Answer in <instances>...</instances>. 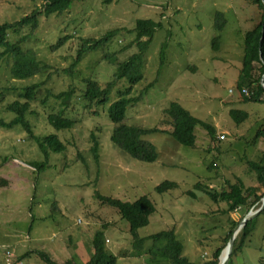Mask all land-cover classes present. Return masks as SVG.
I'll return each mask as SVG.
<instances>
[{"label":"rangeland","instance_id":"obj_1","mask_svg":"<svg viewBox=\"0 0 264 264\" xmlns=\"http://www.w3.org/2000/svg\"><path fill=\"white\" fill-rule=\"evenodd\" d=\"M43 2L0 0V22L18 20L34 8L42 10ZM261 9L247 0H71L60 13L38 15L31 38L23 36L22 28L11 27L8 39L19 40L24 49L33 47L47 66L42 72L18 78L10 72V59L0 60V118L8 121L16 114L7 105L25 100L21 91L26 85L39 82L52 93L72 91L66 106L61 98L49 95L44 103L31 100L24 112L35 134L57 135L65 145L62 151L49 147L45 155L19 122L0 126V177L7 179L6 185H0V264H45L41 250L58 261L74 252L83 260L89 256V236L108 221L109 249L116 255L132 249L128 222L118 208L101 203L96 191L126 200L146 194L155 209L149 222L138 228L139 236L173 227L189 260L198 264L209 260L223 243L229 214L222 211L224 202L212 201L194 183L201 180L217 187L239 176L244 187L263 189L246 160L264 156V136L257 135L264 125V100L244 99L235 87L243 32L257 23ZM149 17L161 24L148 45L143 77L133 86L138 100L128 106L124 121L169 128L171 117L164 107L172 100L214 126V143L221 152L207 149L212 142L202 125L194 129V146L179 143L165 131L143 134L158 152L150 162L116 147L110 138L113 122L106 106L116 97L115 89L126 84L123 79L103 107L85 105L81 97L84 77L102 85L109 80L115 63L104 54L115 53L112 58L117 61L136 51L132 45L136 44L132 31L136 19ZM110 29L117 31L109 41L84 51L68 70L83 44L80 36L100 37ZM63 35L66 38L58 43ZM129 40L132 46L123 48ZM231 107L246 110L247 117L237 122L229 113ZM60 108L74 119L71 127L57 129L49 122L48 114ZM91 132L98 140L97 158L91 151ZM213 158L215 165L208 168ZM42 160L46 163L42 169L30 165ZM164 179L178 185L159 192L155 186ZM232 215L240 216L239 212ZM261 254L263 215L255 220L234 264H260ZM145 255H118L116 264H151Z\"/></svg>","mask_w":264,"mask_h":264},{"label":"trees","instance_id":"obj_2","mask_svg":"<svg viewBox=\"0 0 264 264\" xmlns=\"http://www.w3.org/2000/svg\"><path fill=\"white\" fill-rule=\"evenodd\" d=\"M43 1L42 10L34 8L31 12L24 14L18 20L0 22V60L3 58L10 59V72L14 77L24 78L31 76L35 73L42 72L47 65L41 59L37 58L33 47L28 46L24 49L19 40H9L7 37L8 30L11 27L17 29L22 28V30H25L22 32L24 34L23 36L31 38V33H33L38 23V15L41 13L45 15L60 13L69 5L71 0ZM105 1L109 2L111 0ZM247 1L261 7L262 11L257 23L243 32V54L235 87L244 99L264 100L263 97H261V94L264 93V0ZM160 24V21L150 17L137 18L132 30L136 42V44L132 45H135V47L137 46L136 51L129 54L126 58L117 61L116 58H112V55L116 57L115 53H105L104 56H109L115 63L113 75L103 85L89 76L84 77L86 84L81 97L86 106L92 107L93 105L94 107H98L101 105L103 107V105L108 103L112 98L114 86L122 79L126 81L125 85L115 89L116 97L106 106L107 115L113 122L110 138L116 147L128 152L138 159L150 162L158 156L155 145L151 141L143 138V134L157 130L165 131L170 133L179 143L194 146V129L196 125H202L207 129V134L212 142L211 145H208L207 149L211 151L216 148L217 152H221L220 147L214 143V139H216L214 126L206 120L192 114L187 108L181 106L180 103L172 100L168 103L167 107H164V112L171 117V120L168 122L170 123L169 128L160 126L143 127L124 121L128 106L138 100L137 96L133 94V86L143 77V61L145 60V54L154 31ZM215 27L218 30L221 28L220 24L217 23ZM116 31L117 29H110L100 37L83 38L80 36L83 44L78 50L74 61L68 67V70L72 69V66L81 58L84 51L89 48L103 46L105 42L110 40V37ZM215 37L218 38V36ZM65 38L64 35L61 36L57 42H63ZM117 41L119 43V40ZM132 45H130L129 40V42L122 47L126 48ZM71 91L72 90L68 89L58 93H52L49 89L41 87L39 82L26 85L21 91V95L25 100L20 101L16 99L8 103L7 107L16 111V114L8 121L0 118V126H9L19 122L26 126L29 136L38 142L45 155H47L49 147L56 151H62L65 145L59 140L57 135L53 133L41 136L35 134L26 122L24 112L29 107L31 100L44 103L47 101L49 95L61 98V101L64 103L63 105L66 106ZM243 91L246 92L245 95ZM42 93H44L43 97ZM64 111V108H60L58 111H52L48 114L49 122L57 129L71 127L74 123V119L67 116ZM229 113L237 122H241L248 114L246 110H240L235 107H231ZM260 134L264 136V125L257 131V135ZM90 136L92 138L91 151L94 158H97L99 154L98 140L94 132H91ZM213 161L214 158L207 164L208 168L215 165ZM246 164L249 169L255 171L258 182L263 186L262 190L258 191L255 185L244 187L241 177L239 176L236 177V181L230 182L229 180H225L217 187H212L201 180L194 183V188L201 190V192L205 193L212 201L224 202L226 206L222 211L227 213V215L229 214V229L223 237V243L213 250L209 260L201 264H217L220 251L227 243L233 228L251 207L256 208L260 205L261 197L264 194V156L259 155L256 159H248L246 160ZM30 165L42 169L46 163L42 160L34 161L33 164L30 163ZM6 183L7 179L1 177L0 185H5ZM177 185V181L164 179L158 183L155 188L157 191L163 192ZM187 192L195 195L193 190H188ZM95 193L101 203L112 204L118 208L121 217L128 222L132 249L126 250L122 253L123 255L125 254V256H127V253L128 255L146 254L145 259L151 264H198L189 260L184 255V244L173 227L159 230L147 236H139L137 231L138 228L149 222V215L155 209L154 202L146 194H142L133 200H126L105 195L98 191ZM233 212H239L240 216L236 218L232 215ZM259 215L264 216V207L258 214L248 219L235 235L228 264H234V260L237 259L236 256L242 253L243 247L255 224V220H257ZM108 222H104L103 226L96 229L89 236L87 240L89 256L87 258L80 260V256L74 252L66 256L63 260L58 261L43 250L40 252L41 258L45 264H116L117 256L122 254L116 255L108 247L105 235V226L108 225ZM69 240L72 245H75L72 236H69ZM143 252H145V254H143ZM259 261L260 264H264V254L259 256ZM235 264H237V262Z\"/></svg>","mask_w":264,"mask_h":264},{"label":"water","instance_id":"obj_3","mask_svg":"<svg viewBox=\"0 0 264 264\" xmlns=\"http://www.w3.org/2000/svg\"><path fill=\"white\" fill-rule=\"evenodd\" d=\"M264 207V194L263 196L261 197V202H260V205L253 209V210H249L243 217L242 219H240V221L238 222V224L233 228V231L231 233V235L229 236L228 238V241L227 243L225 244V246L221 249L220 251V254L218 256V263L217 264H221L220 263V257H221V254L224 250V248H227V261L224 262L223 264H228L229 262V258H230V253H231V249H232V243H233V240H234V237L236 235V233L239 231V229L246 223V221L248 219H251L252 217H254L256 214H258L260 212V210Z\"/></svg>","mask_w":264,"mask_h":264},{"label":"bare ground","instance_id":"obj_4","mask_svg":"<svg viewBox=\"0 0 264 264\" xmlns=\"http://www.w3.org/2000/svg\"><path fill=\"white\" fill-rule=\"evenodd\" d=\"M226 261H227V248H224L220 257V263L223 264Z\"/></svg>","mask_w":264,"mask_h":264},{"label":"clouds","instance_id":"obj_5","mask_svg":"<svg viewBox=\"0 0 264 264\" xmlns=\"http://www.w3.org/2000/svg\"><path fill=\"white\" fill-rule=\"evenodd\" d=\"M263 86H264V84H263ZM1 177H3V176H1ZM1 177H0V178H1ZM5 178H6V177H5ZM5 185H6V184H5ZM256 208H257V207H256ZM253 209H255V208H253ZM253 209H249V210H253ZM249 210H248V211H249ZM248 211H247V212H248ZM247 212H246V213H247ZM241 219H242V218H241ZM237 224H238V223H237ZM237 224H236V225H237ZM239 230H240V229H239ZM236 234H237V233H236ZM46 252H47V251H46ZM8 253H9V251H8ZM47 253H48V252H47ZM11 254H14V253H13V250H12V253H11ZM11 254H10V255H11ZM48 254H49V253H48ZM49 255H50V254H49ZM50 256H51V255H50ZM14 259H15V257H14ZM20 260H21V258L18 257L17 261H20ZM17 261H14V262H17ZM217 263H218V262H217Z\"/></svg>","mask_w":264,"mask_h":264},{"label":"crops","instance_id":"obj_6","mask_svg":"<svg viewBox=\"0 0 264 264\" xmlns=\"http://www.w3.org/2000/svg\"><path fill=\"white\" fill-rule=\"evenodd\" d=\"M37 251V250H36ZM26 254H28L27 252H26Z\"/></svg>","mask_w":264,"mask_h":264}]
</instances>
